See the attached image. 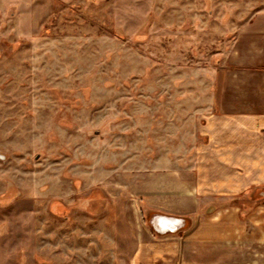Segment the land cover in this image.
<instances>
[{
  "label": "rangeland",
  "instance_id": "1",
  "mask_svg": "<svg viewBox=\"0 0 264 264\" xmlns=\"http://www.w3.org/2000/svg\"><path fill=\"white\" fill-rule=\"evenodd\" d=\"M262 11L264 0H0V264H176L191 212L208 206L259 227L264 264V185L200 179L185 229L153 226L155 204L181 202L161 200L157 180L192 178L203 161L193 109L216 90L211 69Z\"/></svg>",
  "mask_w": 264,
  "mask_h": 264
},
{
  "label": "crops",
  "instance_id": "2",
  "mask_svg": "<svg viewBox=\"0 0 264 264\" xmlns=\"http://www.w3.org/2000/svg\"><path fill=\"white\" fill-rule=\"evenodd\" d=\"M221 51L220 65L211 69L215 77L218 75L216 90L211 86L210 96L204 98L200 108L193 109L199 116L202 140L193 150H204L203 161L189 165L192 178L181 177L178 170L172 173L170 182L165 177L157 180L162 184L161 188L157 185L161 200L176 196L174 199L181 202L155 204L153 208L178 220L182 229L192 203L188 201L196 199L191 186L202 184L200 179H204L203 184L215 186L264 185V11L243 24ZM175 188L179 189L178 195ZM185 189L187 194H181ZM244 190L236 189L230 195L238 198ZM205 209L204 215H197L196 208L191 212L195 221L186 227L183 241L173 251L176 264H259L252 257L261 240L259 227L240 223L236 208ZM162 225L170 226H153Z\"/></svg>",
  "mask_w": 264,
  "mask_h": 264
},
{
  "label": "bare ground",
  "instance_id": "3",
  "mask_svg": "<svg viewBox=\"0 0 264 264\" xmlns=\"http://www.w3.org/2000/svg\"><path fill=\"white\" fill-rule=\"evenodd\" d=\"M165 223V224H168V225H170V226H164V225H162V228H157V229H159V231H167L168 229H173V228H175L176 226H178L179 225V222L178 221H175V220H171V219H168L167 220V218H165V217H160V216H156L154 219H153V225L155 226V227H157V225H158V223ZM157 224V225H156Z\"/></svg>",
  "mask_w": 264,
  "mask_h": 264
},
{
  "label": "water",
  "instance_id": "4",
  "mask_svg": "<svg viewBox=\"0 0 264 264\" xmlns=\"http://www.w3.org/2000/svg\"><path fill=\"white\" fill-rule=\"evenodd\" d=\"M261 196H264V192L261 193ZM162 217H163V216H162ZM165 218H167V220H168V219H171V220L178 221V220H176V219H174V218H172V217H165ZM153 219H154V218H153ZM179 229H182V228H180V226H177L176 228L168 229L166 232H165V231H159V229L156 228V231H157L158 233H160V234H163V233H169V232H176V231L179 230Z\"/></svg>",
  "mask_w": 264,
  "mask_h": 264
},
{
  "label": "flooded vegetation",
  "instance_id": "5",
  "mask_svg": "<svg viewBox=\"0 0 264 264\" xmlns=\"http://www.w3.org/2000/svg\"><path fill=\"white\" fill-rule=\"evenodd\" d=\"M160 228H162V226H160Z\"/></svg>",
  "mask_w": 264,
  "mask_h": 264
}]
</instances>
